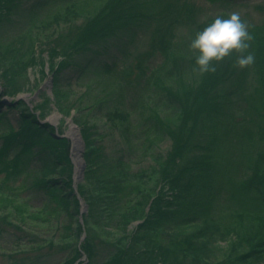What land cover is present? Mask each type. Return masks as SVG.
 <instances>
[{
  "label": "rangeland",
  "instance_id": "374dc122",
  "mask_svg": "<svg viewBox=\"0 0 264 264\" xmlns=\"http://www.w3.org/2000/svg\"><path fill=\"white\" fill-rule=\"evenodd\" d=\"M22 1L23 5L32 2ZM109 2L110 0H81L69 6L52 8L47 17L34 21L23 36H6L7 38L0 39V94L8 90H19L16 95H0V100L6 104L23 101L32 112L40 116L42 123L55 129L56 135L69 140L75 182L82 190L89 191L94 203L92 205L87 201L86 205L82 201L81 212L85 211L86 215H78L73 191L67 178L61 173L44 177L59 185L54 195L48 194L45 198L35 192L25 191L34 186L41 175L32 173L25 179V184L18 187H12L0 179V264H85L88 262L84 249L88 239L85 241V237L88 238L89 229L93 230V236L97 239L132 237L138 224L144 220L129 224L122 233L116 230L104 231L99 219L94 216L96 210L92 212L90 208L102 195L98 191L97 177L104 175L106 179L111 178L113 172L117 171L116 163H128L130 170L147 172L148 178H138L144 192L153 190V194L149 193L166 196L173 186L166 185L167 181L162 179V175H165L167 180L168 171L161 172L157 169L166 162V155L171 151L172 143L168 136L162 132L153 134L149 144L146 142L144 146L141 145V140H136L141 137L139 124L134 123L136 116L153 115L160 120L162 126L165 125L167 132L168 127H178L184 119L172 114L170 110L166 111L163 104H160L163 102L160 95H155V98L146 102L150 93L153 94V87H157L160 93L168 91L170 94H181L179 96H182L185 103L188 97L195 96V103L200 106V111L207 113L200 118L206 133L203 142L208 147L205 163H213V156L218 160L217 154L220 153V160L227 157L230 165L239 163L236 164L240 171L239 180L235 182L233 173H227L226 184L232 183L233 186L243 182L247 176H253L254 170L259 167L264 172V0H149L154 5L148 11L154 17L153 20L145 16L150 27L136 40L123 41L120 47L114 48L104 57V61H111L124 45H128V55L131 54L128 61L144 58L150 64L149 82L138 93L131 95H136L139 102L136 113L129 110V99L123 94L124 87L116 75L105 73L94 76L87 73L78 78L73 62H68L61 86L57 85L59 77L54 75L64 60L66 51H71L70 48L75 43L79 45L73 59L75 62L82 61L87 47L83 44V38L92 31L97 34L107 24V17L102 20H97V17L107 9L105 6ZM233 12H238L241 19L247 22L248 31L253 37L249 51L254 54L255 63L242 73L247 75L243 94L246 103L229 100V97L234 96L232 94L235 87L230 88L227 94L220 90L211 97L209 93L222 85L225 76L230 80L235 78L224 68L235 55L225 60L223 67L222 64L219 65L215 74L198 76V80L195 73L184 74L180 71L189 62L195 61L188 45L196 33L202 31L217 16L227 18ZM120 21L123 25V20ZM94 34H90L91 37ZM167 72L169 76L164 77ZM221 98L225 101L224 112L233 110L231 107L237 111L247 109L246 113L236 112L237 118L234 120L241 122L246 116L251 131L246 127L238 133V130L232 128L233 123H221L220 118L214 116L215 112L212 110L217 111L216 105ZM210 107L212 110L209 114ZM3 110L8 113L9 118L16 116L15 110ZM198 122L199 118L196 123ZM85 129L91 146H88ZM72 133L76 134V138H73ZM78 163L81 164L80 167L77 166ZM147 167H150L148 170L154 168V172L149 174ZM233 167L232 170L236 168ZM223 190L218 188L219 198L213 205V210L226 203V192ZM56 195H59L58 198ZM148 213L147 208L146 214ZM241 213L256 219L242 223V227L250 232L244 233L246 243L241 248L233 234H224L215 223L210 224L213 214L206 216L204 223L163 230L159 239L166 249V264L170 263L172 253H177L172 244L178 245L179 240H182L181 245L193 248L191 252L182 250V253L190 255L194 262L264 264V222L257 219L260 213ZM99 242L97 240V244ZM164 258L162 262L165 261ZM104 259L106 254L102 255L100 261Z\"/></svg>",
  "mask_w": 264,
  "mask_h": 264
},
{
  "label": "trees",
  "instance_id": "16d2710c",
  "mask_svg": "<svg viewBox=\"0 0 264 264\" xmlns=\"http://www.w3.org/2000/svg\"><path fill=\"white\" fill-rule=\"evenodd\" d=\"M31 1V3L23 5L22 0H0V39L7 38L6 36L21 37L34 21L47 17L52 8L69 6L81 0ZM148 1L110 0L105 6L107 9L104 12L101 11V15L97 17V20L107 17V24L97 34L92 31L83 38V44L87 47L85 54L82 55V61L75 62L73 59L79 43H75L70 48L71 51H66L64 60L54 74L57 78L59 77L57 85L61 86L62 76L67 70L68 62L74 63L77 68L76 72L79 74L78 78L87 73L94 74V76L105 73L116 75L117 80L124 87L123 94L129 99V110L136 113L139 102L136 95H131L138 93L149 82L150 64L144 58L128 61L131 56V54L128 55V45H124L111 61H104V57L110 54L114 48L120 47L123 41L136 40L150 27L145 16L151 17L148 11L154 5ZM151 18L153 20L154 17ZM115 19L117 20L115 21ZM120 20H123V25ZM90 34L94 35L91 37ZM234 61L235 58L224 68L227 73H231L232 77L235 78L230 80L225 76L220 87H211L215 90L210 92L208 90L207 92L213 97L217 94L216 91L224 90L227 94L230 88L235 87L232 94L234 96L230 95L232 97H229V100L233 99L237 103H243L246 101L243 94H245L247 75L233 67ZM194 66L195 61L189 62L180 71L184 74L192 73ZM168 72L164 74V77L169 76ZM196 77L198 80L197 74ZM4 92L0 95H16L19 90ZM152 92L153 94L150 93L151 96L146 99V102L155 98V95H160L163 102L158 103L163 104L166 111L170 110L172 114L184 119L178 127H168L167 132L165 125L162 126L160 120L153 115L133 117L134 123L139 124V132L141 133H139L141 137H137L136 140H141V145L144 146L146 142L147 145L149 144L153 134L162 132L168 136L172 148L166 155V162L172 160L170 163L161 164L162 166L157 169L161 172L163 170L168 171L167 180L165 175H162V179L167 181L166 185L171 184L173 186L168 190L167 197L164 194L161 196L159 194L152 195L153 190L144 192L142 183L138 178L141 176L148 178L149 175L147 176V172L144 170L139 172L130 170L128 163H116L117 171L113 172L109 179L103 177L104 175H99L96 179L98 181L97 187L102 195L90 209L92 212L96 210L94 216H97L104 231L116 230L122 233L129 224L142 220L144 222L138 224L136 232L129 239H121V237L109 240L97 239L93 236V230L90 231L89 229L88 238L85 237V241L88 239L84 247L88 257V262L85 264H166L164 258V250L166 249L159 239L161 232L194 223H204L206 216L210 214L215 217H210L213 220L210 224L215 223V226L217 225L219 229H222L224 234H233L240 243V248L246 243L244 233L248 231L242 225L254 219L241 212H247L250 215L254 212L257 215L260 213L258 215L260 217L257 219L264 222V172L261 167L254 170L253 176H247L243 182L241 181L237 185L226 184L225 182H228L225 179L227 173H233L235 182L239 180L240 171L236 166L239 163L230 165L227 163V157L220 160L222 153L217 154L218 160L213 156L211 159L213 163H205L208 147L203 142L206 133L204 123L200 118L207 113L200 111V106L195 103V96L188 97V101L186 100L185 103L182 96H179L181 94H170L168 91L160 93L157 87H153ZM191 93L194 94L192 91ZM210 101L214 102V100ZM221 101H223L222 105ZM158 103L155 104L159 105ZM224 103L225 101L221 98L219 104L216 105L217 111L210 107L209 114L212 110L215 112L214 116L217 119L220 118L221 123H233L232 128L238 130V133L246 127L248 131H251L246 116H242L244 119L241 122L234 120L237 118L236 112L246 113L247 109L237 111L231 107L233 110L224 112L223 110H226ZM145 105L146 103H144ZM3 108L17 111L16 116L9 118L8 113ZM198 118L199 122L196 123ZM248 131L244 133L245 137ZM85 132L88 146H91L86 129ZM142 138L145 139L142 140ZM146 149L148 150L149 147ZM70 152L69 140L56 135L55 129L47 123H42L40 116L32 112L23 101L6 104L0 100V179L12 187H18L23 186L27 176L32 173L41 175L33 184L34 186L28 187L25 191L35 192L45 198L48 194L53 193L54 195L59 185L55 181L46 180L44 177L61 173L70 184L77 214L80 215L82 213V201L87 205V201L92 203V200L89 191L82 190L81 186L75 182L74 165ZM147 156L153 157V155ZM232 166L236 168L233 167L234 170H232ZM149 168L147 167L146 170ZM154 170L151 168L148 173L151 174ZM143 185L147 186L145 183ZM218 188L224 189L223 192H226L227 200L221 207L213 210V205L219 198ZM58 196L56 195L57 198ZM147 208L149 209L148 214H146ZM255 213L253 215H256ZM85 215L84 213L83 217ZM97 240H100L99 244H97ZM181 241H178V245L172 244L177 253L171 251L173 255L170 253L172 259H169V264H204L199 263L200 261L194 262L192 258L190 259V255L182 253V250L191 252L193 248L190 249V247H185L186 245H181ZM103 254H106V259L100 261ZM163 258L165 259L164 262H162ZM179 260L182 261L179 263Z\"/></svg>",
  "mask_w": 264,
  "mask_h": 264
},
{
  "label": "clouds",
  "instance_id": "9594fccd",
  "mask_svg": "<svg viewBox=\"0 0 264 264\" xmlns=\"http://www.w3.org/2000/svg\"><path fill=\"white\" fill-rule=\"evenodd\" d=\"M248 29L249 25L238 12L229 14L227 18L217 16L197 32L188 45L195 56L192 72L200 77L215 74L218 66L234 55V68L243 71L253 66L255 56L249 51L253 37Z\"/></svg>",
  "mask_w": 264,
  "mask_h": 264
},
{
  "label": "bare ground",
  "instance_id": "6f19581e",
  "mask_svg": "<svg viewBox=\"0 0 264 264\" xmlns=\"http://www.w3.org/2000/svg\"><path fill=\"white\" fill-rule=\"evenodd\" d=\"M72 129H73V130H75V128H74V127H72ZM74 132H75V131H74ZM72 134H73V138H74V137L76 138V134H75V133H72ZM80 165H81V164H80V163H78V165H77V166H78V167H80Z\"/></svg>",
  "mask_w": 264,
  "mask_h": 264
}]
</instances>
